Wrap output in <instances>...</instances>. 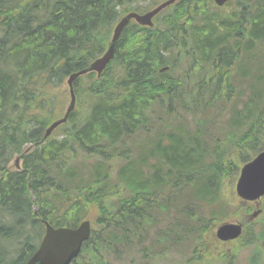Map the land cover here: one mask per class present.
<instances>
[{
  "label": "trees",
  "instance_id": "16d2710c",
  "mask_svg": "<svg viewBox=\"0 0 264 264\" xmlns=\"http://www.w3.org/2000/svg\"><path fill=\"white\" fill-rule=\"evenodd\" d=\"M237 5L179 0L152 27L130 21L100 77L74 80L77 108L44 137L53 87L144 5L0 0V264L27 261L42 220L84 219L90 235L72 264L208 261L213 221L229 220L242 222L248 264H264V198L249 221L252 204L222 196L264 149V0ZM217 260L233 264L227 252Z\"/></svg>",
  "mask_w": 264,
  "mask_h": 264
},
{
  "label": "water",
  "instance_id": "95a60500",
  "mask_svg": "<svg viewBox=\"0 0 264 264\" xmlns=\"http://www.w3.org/2000/svg\"><path fill=\"white\" fill-rule=\"evenodd\" d=\"M173 1L174 0H167L144 14L130 12L120 19L113 29L106 51L100 57L96 58L88 67L69 75L67 79L70 95L69 104L63 117L53 121L46 128L44 136H48L53 129L65 122L69 112L74 108L75 95L73 92V81L77 77L91 71L97 72L99 76L107 63L113 58L114 46L128 21L133 18L139 24L152 25V16ZM214 1L217 5L221 6L226 0ZM17 160L18 159H16V162ZM235 190L237 196L246 202H257L264 196V149L259 151L252 159L241 166ZM258 213L259 210L253 211L249 219H253ZM42 222L45 225L44 234L37 249L24 264H69L79 253L82 242L89 236V220L81 221L79 225L74 228H55L46 220H42ZM241 229L242 223L240 222H223L217 226L215 236L222 241L232 240L240 235Z\"/></svg>",
  "mask_w": 264,
  "mask_h": 264
},
{
  "label": "rangeland",
  "instance_id": "374dc122",
  "mask_svg": "<svg viewBox=\"0 0 264 264\" xmlns=\"http://www.w3.org/2000/svg\"><path fill=\"white\" fill-rule=\"evenodd\" d=\"M164 0H137V2L140 5L144 6H154L157 3H160ZM248 0H232L229 4H227L224 7H227L228 9H235L238 5L237 2H247ZM214 4V3H213ZM215 5V4H214ZM222 7V8H224ZM226 8V10H228ZM225 9V8H224ZM170 11V9L164 10L162 13L158 15V18L163 16L164 14H167ZM52 94L51 98L55 104L58 106V110L54 112L53 117L61 116L68 104L69 100V95H68V88L65 84V80L63 83L58 84L57 86H54L53 89L50 91ZM77 108V107H76ZM54 134V133H53ZM14 161V156L11 158V163ZM236 178H232V180H226L224 185H223V197L227 199L230 203L231 206L234 207L238 203V197L235 194V183H236ZM229 219H232L230 216H228ZM91 218V217H89ZM237 218V217H234ZM214 227L212 231L214 230L215 226L218 224L217 221H213ZM205 240H208V237H205ZM207 248V255H209V258L207 259L208 261H201L197 262L194 260L192 264H223L220 260H217L218 258L215 257L216 255H220V253L227 252L230 254L233 264H248V257L251 253V246L249 245H244L242 246L240 244V241L237 240L235 242H231L230 244H223V243H218L215 240L213 242H208L206 244ZM199 249V248H198ZM201 253V251H199ZM133 252L129 253V256H132ZM191 256V255H190ZM172 257L174 259H172ZM177 256L167 253L165 259H160L157 261L156 264H180V261H176L175 259ZM139 258H136V261H138ZM180 260V258H179ZM110 264H117L113 260L110 259ZM121 264H127V262H122ZM186 264V263H184Z\"/></svg>",
  "mask_w": 264,
  "mask_h": 264
}]
</instances>
